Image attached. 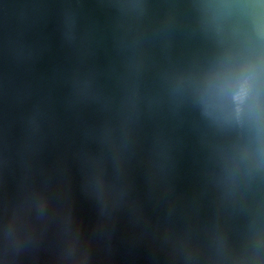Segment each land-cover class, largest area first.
Instances as JSON below:
<instances>
[{
	"label": "water",
	"instance_id": "water-1",
	"mask_svg": "<svg viewBox=\"0 0 264 264\" xmlns=\"http://www.w3.org/2000/svg\"><path fill=\"white\" fill-rule=\"evenodd\" d=\"M0 264H264V0H0Z\"/></svg>",
	"mask_w": 264,
	"mask_h": 264
},
{
	"label": "clouds",
	"instance_id": "clouds-1",
	"mask_svg": "<svg viewBox=\"0 0 264 264\" xmlns=\"http://www.w3.org/2000/svg\"><path fill=\"white\" fill-rule=\"evenodd\" d=\"M234 99L237 100V102H241L244 99V94L238 90L235 94H234Z\"/></svg>",
	"mask_w": 264,
	"mask_h": 264
}]
</instances>
